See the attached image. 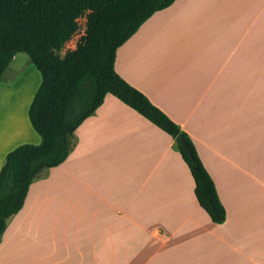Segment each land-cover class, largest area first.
Returning a JSON list of instances; mask_svg holds the SVG:
<instances>
[{
	"label": "crops",
	"instance_id": "obj_1",
	"mask_svg": "<svg viewBox=\"0 0 264 264\" xmlns=\"http://www.w3.org/2000/svg\"><path fill=\"white\" fill-rule=\"evenodd\" d=\"M115 69L188 135L225 223L200 207L175 140L108 94L67 160L30 186L0 264H264V0H176L118 49ZM37 91L7 116L0 99V172L41 143Z\"/></svg>",
	"mask_w": 264,
	"mask_h": 264
},
{
	"label": "trees",
	"instance_id": "obj_2",
	"mask_svg": "<svg viewBox=\"0 0 264 264\" xmlns=\"http://www.w3.org/2000/svg\"><path fill=\"white\" fill-rule=\"evenodd\" d=\"M176 0H0V83L14 58L25 53L41 75L29 110L39 145H22L0 172V242L10 219L45 171L62 165L74 148L75 132L110 94L174 140L182 136L191 155L176 143L195 181L200 207L214 224L226 221L216 187L197 151L179 126L115 69L116 54L156 13ZM86 19L85 35L62 55Z\"/></svg>",
	"mask_w": 264,
	"mask_h": 264
},
{
	"label": "rangeland",
	"instance_id": "obj_3",
	"mask_svg": "<svg viewBox=\"0 0 264 264\" xmlns=\"http://www.w3.org/2000/svg\"><path fill=\"white\" fill-rule=\"evenodd\" d=\"M81 27L78 35L65 46V51L70 49H76V43L80 41L82 37V31L86 29V19H79ZM70 47V48H69ZM64 52V51H63ZM41 75L37 69L32 65L30 58L25 53L18 54L6 73L4 74V79L0 85H12L17 84V88L11 90L8 95H3L0 97L3 104L5 105L4 116L10 115L11 108L13 109V104L16 103L17 106L23 105V103L29 98L30 94H34L40 87ZM14 95V98H12ZM3 116V114H0Z\"/></svg>",
	"mask_w": 264,
	"mask_h": 264
},
{
	"label": "water",
	"instance_id": "obj_4",
	"mask_svg": "<svg viewBox=\"0 0 264 264\" xmlns=\"http://www.w3.org/2000/svg\"><path fill=\"white\" fill-rule=\"evenodd\" d=\"M175 142L180 145L187 154L191 155V150L181 135L176 138Z\"/></svg>",
	"mask_w": 264,
	"mask_h": 264
},
{
	"label": "built area",
	"instance_id": "obj_5",
	"mask_svg": "<svg viewBox=\"0 0 264 264\" xmlns=\"http://www.w3.org/2000/svg\"><path fill=\"white\" fill-rule=\"evenodd\" d=\"M78 23H79V26L81 27V24H80V21L78 20ZM79 31H80V29H79ZM79 33V32H78ZM78 33L76 34V35H78ZM85 35V30L84 31H82V37ZM81 37V38H82ZM77 44H78V42L76 43V47H77ZM70 48V47H69ZM74 49L72 48V49H70L69 51H73Z\"/></svg>",
	"mask_w": 264,
	"mask_h": 264
}]
</instances>
